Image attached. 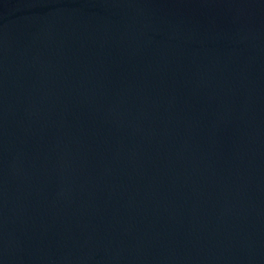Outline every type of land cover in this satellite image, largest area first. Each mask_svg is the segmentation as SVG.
<instances>
[{
  "label": "water",
  "instance_id": "95a60500",
  "mask_svg": "<svg viewBox=\"0 0 264 264\" xmlns=\"http://www.w3.org/2000/svg\"><path fill=\"white\" fill-rule=\"evenodd\" d=\"M0 264H264V0H0Z\"/></svg>",
  "mask_w": 264,
  "mask_h": 264
}]
</instances>
